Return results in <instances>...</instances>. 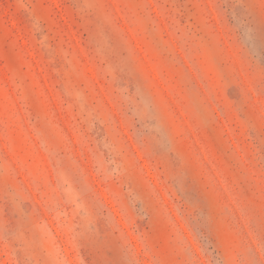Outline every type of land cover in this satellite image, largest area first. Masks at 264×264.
<instances>
[{
    "label": "rangeland",
    "instance_id": "374dc122",
    "mask_svg": "<svg viewBox=\"0 0 264 264\" xmlns=\"http://www.w3.org/2000/svg\"><path fill=\"white\" fill-rule=\"evenodd\" d=\"M0 264H264V0H0Z\"/></svg>",
    "mask_w": 264,
    "mask_h": 264
}]
</instances>
